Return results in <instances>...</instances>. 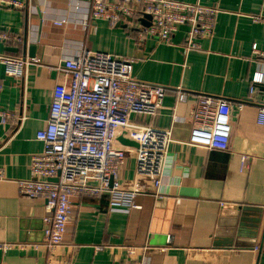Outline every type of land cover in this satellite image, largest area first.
<instances>
[{
  "label": "crops",
  "instance_id": "crops-1",
  "mask_svg": "<svg viewBox=\"0 0 264 264\" xmlns=\"http://www.w3.org/2000/svg\"><path fill=\"white\" fill-rule=\"evenodd\" d=\"M18 1L21 8L0 5V33L19 39H0V55L30 60L21 77L0 63V111L11 115L0 121V244L22 246L0 249V264H47L49 253L33 247L43 240L45 200L21 195L17 181L30 177V157L42 149L35 135L46 124L58 65L83 50L131 57L134 79L166 88L159 113L136 120L169 129L171 140L157 188L149 180L123 196L73 195L64 242L53 254L70 264H264V126L256 122L264 105V21L253 20L264 16V0H199L219 12L212 36L186 55L183 26L171 44L138 43L129 19H91L89 0ZM257 73L263 76L254 82ZM177 88L189 93L186 102L175 104ZM200 94L245 102L229 119L226 150L190 139ZM134 163L128 153L114 176L123 187ZM128 247L139 251L130 255Z\"/></svg>",
  "mask_w": 264,
  "mask_h": 264
},
{
  "label": "built area",
  "instance_id": "built-area-1",
  "mask_svg": "<svg viewBox=\"0 0 264 264\" xmlns=\"http://www.w3.org/2000/svg\"><path fill=\"white\" fill-rule=\"evenodd\" d=\"M0 5L23 6L18 0H0ZM89 8L91 19L106 20L111 25L129 19L137 29L138 43L152 37L159 43L171 44L176 30L186 27L181 45L185 55L200 49L199 39L212 36L219 12L217 7L204 5L199 0H89ZM253 20L264 21V16L257 15ZM54 23L61 25L64 20ZM0 39L19 40L8 33H0ZM253 50L258 52L256 47ZM29 61L0 55L5 73L12 77H21ZM132 63L133 59L128 56L83 50L64 59L57 67L60 77L52 91L46 124L35 135L42 149L30 157V177L17 181L21 195L45 200L43 240L33 247L49 253L47 264H70L65 254L56 257L53 253L64 242L73 195L109 192L123 196L127 192H140L149 180L155 188L160 183L171 140L170 130L140 123L136 118L153 119L162 108L166 88L134 79ZM262 76L257 73L252 80L256 82ZM253 92L254 85L249 94ZM188 96L185 90L177 88L175 104L186 102ZM244 106L241 100L208 94L196 96L190 118V139L210 150H226L231 131L229 119ZM10 117L7 111H0L1 122ZM256 122L264 126V105L257 107ZM119 136L135 141L137 147L121 144ZM3 142L4 138L0 137V146ZM128 153L134 156V174L131 184L123 187L114 176ZM246 159L242 157L243 162ZM89 179L93 184L88 183ZM15 246L22 245L0 244V249ZM127 250L130 255L139 251L134 247Z\"/></svg>",
  "mask_w": 264,
  "mask_h": 264
},
{
  "label": "water",
  "instance_id": "water-1",
  "mask_svg": "<svg viewBox=\"0 0 264 264\" xmlns=\"http://www.w3.org/2000/svg\"><path fill=\"white\" fill-rule=\"evenodd\" d=\"M32 49V48H31ZM264 87V86H263ZM118 140L120 141L121 144L125 146H130V147H137V143L133 140H130L124 136H119ZM112 181V178L110 179Z\"/></svg>",
  "mask_w": 264,
  "mask_h": 264
}]
</instances>
